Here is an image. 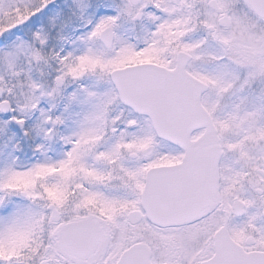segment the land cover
<instances>
[{
    "label": "snow or ice",
    "instance_id": "obj_1",
    "mask_svg": "<svg viewBox=\"0 0 264 264\" xmlns=\"http://www.w3.org/2000/svg\"><path fill=\"white\" fill-rule=\"evenodd\" d=\"M0 264H264V0H0Z\"/></svg>",
    "mask_w": 264,
    "mask_h": 264
}]
</instances>
